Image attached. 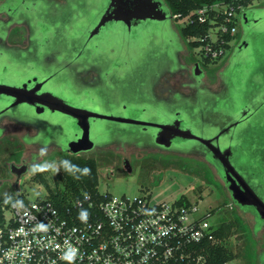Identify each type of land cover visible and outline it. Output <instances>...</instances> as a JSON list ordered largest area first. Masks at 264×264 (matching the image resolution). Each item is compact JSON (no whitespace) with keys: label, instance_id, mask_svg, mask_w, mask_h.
I'll return each mask as SVG.
<instances>
[{"label":"flooded vegetation","instance_id":"obj_1","mask_svg":"<svg viewBox=\"0 0 264 264\" xmlns=\"http://www.w3.org/2000/svg\"><path fill=\"white\" fill-rule=\"evenodd\" d=\"M27 1L29 4L23 5ZM118 1L115 8L126 3L134 9L127 20L128 25L111 20L96 31L94 29L111 0L98 8L99 15L94 23L89 21L97 11L94 10L97 0H42V4L37 0H5L0 4V199L8 202L11 198L25 196L20 191L24 181L32 184L37 178L45 181L46 168H41L48 161L47 155H53V162L63 160L65 163L58 165L56 180L53 179L60 184L61 168L79 155H73L67 149L68 143L75 139V135L71 136L74 122L62 113L63 105L154 122H161L162 114L171 122L170 117L176 114L181 118L182 129H190L205 138L215 136L220 129L223 135L219 146L224 150L230 144L229 160L233 166V154L240 145L242 134L251 129L253 123L264 122V85L258 87L253 83L246 102L236 104L230 93L232 85L228 86L229 96L227 88L216 94H204L200 86L203 74L195 62L190 67L182 66L178 51L169 53L166 49L163 53H155L147 64L140 66L142 52L146 49L157 44H166V48L170 45L162 42L159 36L149 34L147 28L152 21L138 18L143 9H148L147 1ZM255 15L256 11L249 8L240 16L245 23L234 60L248 49V39L257 34L259 28L255 25L259 21L255 22ZM260 18L258 13L257 19ZM118 28L122 30L121 35L115 34ZM104 37L107 41L110 37L113 41L121 38V45L107 44ZM122 38H126L127 47L123 46ZM175 57L174 66L172 60ZM190 74L194 76L192 80L195 79L194 89L181 82ZM184 89L191 92V98L186 97ZM218 99L229 104L223 111L216 109ZM153 102H160L168 111ZM181 106L183 112L176 109ZM242 112H247L244 117L240 116ZM181 113L200 117L201 127L197 128ZM101 122L96 120L92 124L90 137L94 147L89 153L108 157L105 161L108 169L118 165L131 172L135 163L147 157L169 163L173 157L196 156L200 158V165L221 178L227 190L219 162L212 159L204 145L171 138V131L163 132L158 143L154 129L143 131L142 127L116 121L99 125ZM235 123V128L227 129ZM239 173L258 194L257 182ZM111 175L112 171L106 177ZM229 203L238 212L252 217L247 231L242 232L237 227L232 231V234H242L246 244L241 257L243 264H264V238L260 242L257 238L259 233L264 234V222L251 207H240L231 198ZM223 221L237 226V220L233 218ZM255 222H259L260 227H256ZM230 235L224 244L237 261L236 245L230 243Z\"/></svg>","mask_w":264,"mask_h":264},{"label":"built area","instance_id":"obj_2","mask_svg":"<svg viewBox=\"0 0 264 264\" xmlns=\"http://www.w3.org/2000/svg\"><path fill=\"white\" fill-rule=\"evenodd\" d=\"M208 9L219 8L205 7L198 14ZM233 17L231 10L224 25L210 30L204 58L216 60L222 53L213 44L217 33L228 31ZM235 31L236 26L230 28V35ZM180 199L151 205L148 196H107L95 206L84 196L83 201L59 207L48 198L30 202L24 196L4 210L0 264H219L209 247L221 244L215 237V213L187 198L188 204L179 203Z\"/></svg>","mask_w":264,"mask_h":264},{"label":"rangeland","instance_id":"obj_3","mask_svg":"<svg viewBox=\"0 0 264 264\" xmlns=\"http://www.w3.org/2000/svg\"><path fill=\"white\" fill-rule=\"evenodd\" d=\"M4 1L5 0H0V4ZM41 1L42 0H37V2L42 4ZM97 2L98 4L94 7V10L97 11L94 13L93 17L91 16L89 23H94L96 21L99 15L98 8H102V6L105 5L106 0H97ZM27 4H29L28 1L23 5L27 6ZM249 8L256 11L255 19L258 18V13L261 17H264V0L253 1ZM243 11L244 9L241 12ZM88 12H90V10H88ZM240 14L237 15L236 31L233 35L235 39L231 42L230 49L216 63H210L208 65L203 64L204 61L201 53V46H190L191 42H194L195 40L193 38L184 39L180 35V30L188 23V18H168L161 22L152 21L151 26H148L147 28V31L150 32L149 34L159 36L162 42H167L170 46L166 48V44L162 46L158 44L156 46L152 45L151 48L142 52L140 66L147 64L150 60V56L154 57V55H156L155 53H163L166 49L169 53L172 50L178 51L180 52L179 60L182 66L185 64L190 67L193 66L192 63L195 62L203 74L202 79L200 80V86H202L204 94L206 93L207 95L209 92L216 94L221 92L223 88H227L228 95V86L232 85L230 93L235 98L234 101H236V104L246 102L254 84L258 85V87L264 85V74H261L264 70V24L259 22L258 25H255L256 29L259 28L256 30L257 34L248 39V49L243 50L240 57L237 60H234L236 45L242 40L241 30L244 23L241 20ZM116 30L118 31L115 34L121 35L122 30L119 28ZM17 39L18 38H15L14 40ZM122 39L124 41L123 46L127 47L126 38ZM212 39H214V35H212ZM105 40L107 41L104 37V42ZM120 41L121 38L113 41L110 37L106 43L118 46L121 45ZM176 58L177 57L172 60L174 61V66L176 65ZM192 76V74L185 75V78L181 81L185 84H183L184 86H189V89H194L193 83L195 82V79L193 78L192 80ZM149 80V84H151L152 80ZM221 81H224V83L228 85H222ZM184 93L187 98H191V92H187L184 89ZM222 99H218L216 103V109H220L221 111L229 105L222 101ZM152 104L157 107L162 106L161 109H163V111H165V109L168 111V109L160 102H157L156 104L153 102ZM176 109L182 112L184 111L182 106ZM181 116L192 121L197 128L201 127L200 117L188 116L185 113H181ZM102 124L104 123L102 122L99 125ZM71 130L72 137L78 134V132L75 133L73 128ZM52 156L53 155H47L46 160L48 161H46L41 168H46L45 181L50 189H53L54 184L56 183L54 177L56 176L58 165L65 164L63 160L53 162L54 160H51ZM78 158L92 159L96 162L98 167L97 191L101 195H108L117 199L124 197L128 200L148 196L151 205L160 203L170 204L183 196L192 202H196L198 207L202 210H214V219L217 225L220 221L227 220V218H229V220L233 218L235 221L237 220L236 223L238 229H241L242 232H244V230L247 231L249 229L248 227L252 223V217L249 214L238 212L234 206L229 203L231 197L229 196L221 178L214 174V171H208L200 165V158H196V156L173 157L169 163L158 162L147 157L144 160L135 163L132 166L131 172H127L118 165H114L112 168L108 169L105 162L108 157H101L100 153H80L73 159ZM233 162L239 167L241 162L240 156L237 157V160L233 159ZM111 171L112 175L107 178L106 176L110 175ZM263 176L264 172H261L259 181L262 183L264 182ZM20 191L24 193L26 199L30 202L36 199L43 200L47 195L46 189L42 184H32L29 181H24L20 185ZM263 194V191L258 192V195L262 198H264ZM5 216L8 218L9 213L5 212ZM255 223L256 227H260L259 222ZM230 237V243L236 245L235 249H237L236 253L238 259L237 261L231 262V264H243V258L241 257L243 256L246 244L243 240L242 234L234 233L231 234ZM262 237L264 238V234L262 233L257 235L259 242L260 239L262 241Z\"/></svg>","mask_w":264,"mask_h":264},{"label":"trees","instance_id":"obj_4","mask_svg":"<svg viewBox=\"0 0 264 264\" xmlns=\"http://www.w3.org/2000/svg\"><path fill=\"white\" fill-rule=\"evenodd\" d=\"M161 3L162 10L167 15L177 19L188 18V23L181 28L180 35L184 39L193 38L195 41L191 42L190 46L200 45L201 50L206 42L210 40V30L220 27L225 24L227 13L232 10L234 17L230 24H227V32L221 34L217 33V42L213 44V49L222 51L216 60L204 58L203 64L216 63L220 60L225 53L230 49L231 42L234 41V36H231L230 28L235 27L237 24V15L244 9L242 13L249 9V6L255 0H155ZM217 5L218 10H206L201 15L198 11L203 10L205 7L211 8ZM249 13V12H248ZM240 14V15H241ZM199 18L204 19L203 22ZM246 27V26H245ZM244 27V28H245ZM202 53V52H201ZM240 145L236 148L233 154V159L237 160L240 156V165L234 166L249 180H255L258 187L257 191L264 192V182H260L259 178L261 172H264V122L259 121L253 123V127L247 132L242 134ZM240 154V155H239ZM97 164L92 159H71L67 162L66 167L61 168V181L55 183L54 188L50 189L46 181L37 178L34 179L36 183L42 184L46 189L48 200L54 202L59 207L69 206L72 202L80 200L83 201L84 196H89L90 201L95 205L108 195H101L97 191L98 186V173ZM264 177V176H263ZM263 179V178H262ZM261 193V192H260ZM264 195V194H263ZM24 196H17L11 198L6 202L0 199V223L3 220L4 210L15 200L23 199ZM179 203H186L188 201L183 196L180 197ZM87 203L83 204L80 208L82 212L85 210ZM96 206V205H95ZM214 213V210L212 211ZM238 228L232 222L226 223L220 221L218 228L215 231V237L221 242L217 246H210L212 258L216 263H223L234 260L236 256L225 247V239L232 234V231Z\"/></svg>","mask_w":264,"mask_h":264},{"label":"water","instance_id":"obj_5","mask_svg":"<svg viewBox=\"0 0 264 264\" xmlns=\"http://www.w3.org/2000/svg\"><path fill=\"white\" fill-rule=\"evenodd\" d=\"M144 1H147L149 7L147 10H142V14L140 15V17H138L141 21L161 22L167 20L168 18L171 19V16L167 15V13L162 10L161 3L155 0ZM118 2V0H111V5L105 10L102 19L100 20L99 24L96 26L94 31L101 28L105 24V22L111 20L120 21L121 23L128 25L127 20L129 19V17H132L131 15H133L134 9L130 8L129 5H127L126 3H121L119 5L121 8H115L114 4H117ZM112 7L117 10L113 11ZM150 7L152 8V11L149 10ZM257 21H259L261 24H264V17L262 16L260 19L255 20V22ZM195 67L197 68V66ZM61 109L62 113L74 122L75 133L78 132V134L75 135V139L69 142L67 145L68 151L73 155L89 152L93 149L94 144L91 140L90 134L93 130L92 124H94L96 120H99V122L102 121L103 123L116 121L121 124L139 126L143 128V131L146 129H154L155 131H157V142L162 137L163 132L171 131L173 132L171 138L193 140L199 144L204 145L205 147H207L212 159L219 162V165L221 166L223 172L224 182L226 184L227 190L230 194L232 201L240 207H251L257 214L259 220L264 222V201L259 197V195L251 187V185L246 182L244 177L230 162V144L224 150H221L219 146V139L222 138L223 134L220 129H218L217 134L215 136L205 138L200 134L192 133L190 129H182L180 127L181 118H179L176 114L174 115V117L170 118L171 122L167 120L165 114L161 115V117L163 118L161 122H154L146 118H119L112 115H105L92 111L90 112L83 109L70 107L67 105H63ZM246 113L247 112H242L240 116L244 117ZM236 125L237 123L232 126H229L227 129H230V127L235 128Z\"/></svg>","mask_w":264,"mask_h":264}]
</instances>
